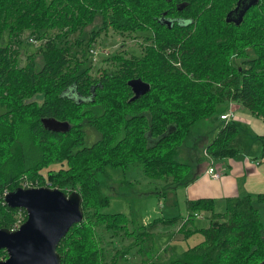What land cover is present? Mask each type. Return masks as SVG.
<instances>
[{"label": "trees", "instance_id": "obj_1", "mask_svg": "<svg viewBox=\"0 0 264 264\" xmlns=\"http://www.w3.org/2000/svg\"><path fill=\"white\" fill-rule=\"evenodd\" d=\"M97 14L101 25L91 39L108 28L143 37L139 55L114 53L104 58L112 67L92 74L68 37ZM26 32L41 43L19 65ZM133 78L150 89L131 100ZM224 101L264 122V0H0V228L12 230L18 213L26 219L24 209L4 202L7 192L24 181L49 183L82 198L83 220L58 243L60 264H120L128 248L180 222L184 235L203 239L170 264H264V228L255 206L264 203V193L228 197L222 212L214 211L212 198L188 200V210L209 212L207 227H196L192 218H155L126 249L100 236L121 230L127 219L100 211L108 197L96 174L137 166L146 176L188 184L192 176L182 173L189 164L180 160L181 150L190 139L199 141L194 129ZM45 119L66 127H48ZM84 126L98 133L91 143ZM237 130L224 123L205 153L214 160L236 153ZM260 140L264 157V133Z\"/></svg>", "mask_w": 264, "mask_h": 264}, {"label": "rangeland", "instance_id": "obj_2", "mask_svg": "<svg viewBox=\"0 0 264 264\" xmlns=\"http://www.w3.org/2000/svg\"><path fill=\"white\" fill-rule=\"evenodd\" d=\"M100 25L101 15L97 14L90 24L68 37L73 53L79 60H84L82 66H89L92 74L100 72L103 68L112 67L104 60L107 56L121 53L127 57L132 54L139 55L141 51L140 42L143 33H120L108 28L101 30L91 39V31L98 29ZM29 38L35 39L28 32L22 35L23 41L20 45L21 51L18 57L19 65L25 64L27 55L35 52L41 43L37 40L36 42L29 41ZM93 47L104 50L95 60L89 54V50ZM35 58L37 66H40L41 56L37 54ZM217 107V111L212 116L203 120L202 125L194 129V133H197L195 140L198 139L199 141L196 142L192 138L187 144L188 147L181 150L180 160L189 164L187 170H183L182 173L188 172L192 176L191 181L199 175L196 172L200 168V164L207 160L204 151L206 142L210 141L219 127L228 121L235 123L238 129L237 135L231 144L232 147L237 149V152L227 157L218 158L216 162L220 163V161L229 157L236 159L244 156V153L248 154L246 157L259 158L260 156V134L264 130H258L252 121L256 119L262 122L263 120L243 107L234 109L233 116L228 121L220 120L219 112H227L230 107L228 101L220 103ZM3 109L0 106V112ZM84 129L87 135V143L93 142L98 136L96 130L89 126H84ZM96 178L100 182L103 193L108 197V204L103 206L100 211L104 213H122L127 219L125 226L122 227L123 230L110 228L112 232L117 230L114 235L111 234V231L108 232V235H106L107 232L100 235L101 237L116 239L118 249L130 246V242L133 240L132 237H136L135 234L140 231L141 226L146 225L155 218L166 219L177 216L183 219L185 215L190 214L189 217L193 219V224L196 227H207L209 225V212H198L199 216H193L194 211L189 210L187 212L186 206L182 204L180 198L184 185L171 183L170 176L152 178L146 176L139 167L131 166L127 169L108 167L105 172L97 173ZM44 186L49 187L50 184ZM225 200L226 198L214 199V211L222 212ZM255 206L258 209L264 228V203H255ZM16 217H19V213ZM178 226L179 224L163 226L155 231L150 239L143 238L137 246L128 248L126 259L119 258L120 264H170L175 256L203 239L200 233L184 235ZM124 230L128 233L124 234ZM129 232H133V234Z\"/></svg>", "mask_w": 264, "mask_h": 264}, {"label": "water", "instance_id": "obj_3", "mask_svg": "<svg viewBox=\"0 0 264 264\" xmlns=\"http://www.w3.org/2000/svg\"><path fill=\"white\" fill-rule=\"evenodd\" d=\"M128 85L133 92L131 100L150 89V84L140 78L130 79ZM43 121L54 129L66 127L62 122ZM4 202L9 207L24 209L26 219L15 230L0 228V249L6 251L0 264H60L58 243L84 217L80 194L48 186L18 187L4 195Z\"/></svg>", "mask_w": 264, "mask_h": 264}, {"label": "crops", "instance_id": "obj_4", "mask_svg": "<svg viewBox=\"0 0 264 264\" xmlns=\"http://www.w3.org/2000/svg\"><path fill=\"white\" fill-rule=\"evenodd\" d=\"M228 105L230 107L229 111L232 110L233 112L234 109L243 107L234 101H229ZM227 112L221 111L219 115ZM262 122L256 119L252 121L258 130H264V123ZM205 155L207 160H204L202 164H200V168L196 172V174L199 175L195 176L196 178L194 177L193 181L185 184L180 194L182 204L185 206L186 201H193L199 198H212L214 201L216 198L225 199L246 194L254 197L259 193H264V157H246L248 154L244 153V156L239 158L235 159L229 157L218 163L216 159L212 161L207 154ZM211 165L219 172L221 171L218 179H213L207 173V169ZM176 198L178 199L177 196ZM188 211L187 209V212ZM186 217L187 215H185L183 219H186ZM179 224H181V222Z\"/></svg>", "mask_w": 264, "mask_h": 264}, {"label": "built area", "instance_id": "obj_5", "mask_svg": "<svg viewBox=\"0 0 264 264\" xmlns=\"http://www.w3.org/2000/svg\"><path fill=\"white\" fill-rule=\"evenodd\" d=\"M29 41L36 42V40L32 39V38H29ZM103 52H104V50H100V49L95 48V47H93V48H91L89 50V54H90V56L92 57L93 60L98 58V55L102 54ZM231 116H233V111L232 110H230L227 113L220 114L219 115V119L228 121ZM210 159L213 161V158L210 157ZM207 173L213 179H218L220 177V172L213 165L208 167ZM39 186L40 185H38L37 183L31 184V183H28L27 181H24L22 187H24V188H32V187H39ZM189 215L190 214H187L186 219L190 218ZM193 216H199V213L198 212H194ZM23 222H24L23 221V216L19 213V217H16V219H15V221L13 223V229L12 230L17 229Z\"/></svg>", "mask_w": 264, "mask_h": 264}]
</instances>
